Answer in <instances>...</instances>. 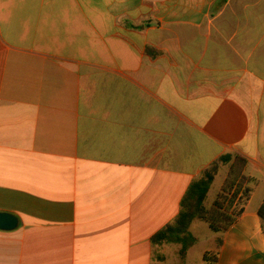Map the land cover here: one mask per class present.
Wrapping results in <instances>:
<instances>
[{
  "label": "crops",
  "instance_id": "1",
  "mask_svg": "<svg viewBox=\"0 0 264 264\" xmlns=\"http://www.w3.org/2000/svg\"><path fill=\"white\" fill-rule=\"evenodd\" d=\"M228 154L242 217L154 245ZM263 204L264 0H0V264H264Z\"/></svg>",
  "mask_w": 264,
  "mask_h": 264
},
{
  "label": "trees",
  "instance_id": "2",
  "mask_svg": "<svg viewBox=\"0 0 264 264\" xmlns=\"http://www.w3.org/2000/svg\"><path fill=\"white\" fill-rule=\"evenodd\" d=\"M219 165H229L230 171L221 192L217 195L211 208L206 202L215 180ZM248 160L238 154L223 156L217 163L207 169L202 177L192 183L181 202V211L175 222L152 238L154 245L181 244V257L184 258L189 248L196 241L190 228L196 221L206 223L218 235L225 234L242 217L252 198L255 178L246 175ZM264 231V204L259 210ZM222 242L219 241L218 244ZM219 244V246H220ZM219 246L213 252L205 254L207 263H215L219 255Z\"/></svg>",
  "mask_w": 264,
  "mask_h": 264
},
{
  "label": "rangeland",
  "instance_id": "3",
  "mask_svg": "<svg viewBox=\"0 0 264 264\" xmlns=\"http://www.w3.org/2000/svg\"><path fill=\"white\" fill-rule=\"evenodd\" d=\"M229 171H230V166H228V165H219L218 172H217L218 179H217V182L214 184V186H213V188L211 190V195L208 198V202H207V208H209L211 206V204H213V200H214V198H216L215 196L220 191L221 182H222L223 178H225L227 173H229Z\"/></svg>",
  "mask_w": 264,
  "mask_h": 264
},
{
  "label": "water",
  "instance_id": "4",
  "mask_svg": "<svg viewBox=\"0 0 264 264\" xmlns=\"http://www.w3.org/2000/svg\"><path fill=\"white\" fill-rule=\"evenodd\" d=\"M19 226V219L9 213H0V231H14Z\"/></svg>",
  "mask_w": 264,
  "mask_h": 264
}]
</instances>
